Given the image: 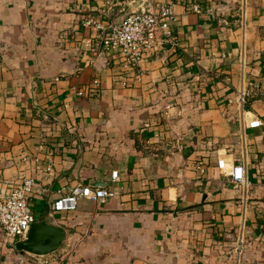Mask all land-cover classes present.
I'll list each match as a JSON object with an SVG mask.
<instances>
[{
	"label": "crops",
	"instance_id": "crops-1",
	"mask_svg": "<svg viewBox=\"0 0 264 264\" xmlns=\"http://www.w3.org/2000/svg\"><path fill=\"white\" fill-rule=\"evenodd\" d=\"M152 1L172 3L178 45L131 69L80 23L124 0H0V177L33 176L35 220L65 232L36 256L0 233V264H264V0ZM79 183L112 194L51 210Z\"/></svg>",
	"mask_w": 264,
	"mask_h": 264
},
{
	"label": "built area",
	"instance_id": "built-area-1",
	"mask_svg": "<svg viewBox=\"0 0 264 264\" xmlns=\"http://www.w3.org/2000/svg\"><path fill=\"white\" fill-rule=\"evenodd\" d=\"M109 3L121 0H106ZM128 7L126 9L125 7ZM191 10L199 12L197 3H192ZM124 15L118 20H105L96 14L87 13L80 19L83 27L92 30V35L86 39L92 50L102 52L110 57H119L123 64L131 69L138 65L147 50L158 46L178 45L171 22L175 18L171 2L152 0H124L121 3ZM98 84V79L93 80ZM250 88L242 87L240 99L249 93ZM259 119L251 121V125L260 124ZM199 172H204L203 160L198 158L194 162ZM216 165L221 172H227L233 183L247 186L246 167L243 162H234L228 165L223 157H218ZM47 174H51V161L45 166ZM111 175L116 176V171ZM36 189L35 179L31 175L21 176L16 183H8L0 177V233L8 238L13 246L24 239L30 224L35 220L29 197ZM112 191L106 187L92 186L88 183H79L68 188L57 196L50 204L51 210H71L81 198L104 201ZM238 239V246L241 244ZM31 256L34 254L28 253Z\"/></svg>",
	"mask_w": 264,
	"mask_h": 264
},
{
	"label": "water",
	"instance_id": "water-1",
	"mask_svg": "<svg viewBox=\"0 0 264 264\" xmlns=\"http://www.w3.org/2000/svg\"><path fill=\"white\" fill-rule=\"evenodd\" d=\"M64 233L62 226L44 220H34L26 237L17 241L16 247L34 255H44L60 247Z\"/></svg>",
	"mask_w": 264,
	"mask_h": 264
},
{
	"label": "rangeland",
	"instance_id": "rangeland-1",
	"mask_svg": "<svg viewBox=\"0 0 264 264\" xmlns=\"http://www.w3.org/2000/svg\"><path fill=\"white\" fill-rule=\"evenodd\" d=\"M241 100V99H240Z\"/></svg>",
	"mask_w": 264,
	"mask_h": 264
}]
</instances>
